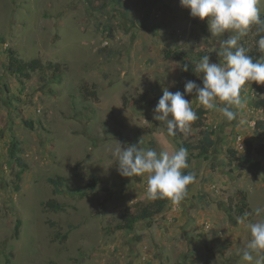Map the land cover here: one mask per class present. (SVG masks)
<instances>
[{"label":"rangeland","instance_id":"obj_1","mask_svg":"<svg viewBox=\"0 0 264 264\" xmlns=\"http://www.w3.org/2000/svg\"><path fill=\"white\" fill-rule=\"evenodd\" d=\"M259 7L263 14L264 3ZM255 27L240 40L249 52ZM229 35L211 37L207 18L191 17L179 0H109L104 11L86 0H0V264H246L240 255L251 239L246 224L264 220L254 213L264 207V125L258 123H264V106L257 104L264 101V84L246 86L242 125L208 110L215 143L209 158L187 151L183 171L195 180L180 204L169 201L133 230L117 228L124 211L150 201L148 174L120 175L117 145L141 139L159 152L201 139L193 126L187 136L170 137L154 119L163 89L183 93L190 80L164 51L187 50L194 62L209 54L219 63L214 49ZM9 48L66 70L59 81L43 82L38 73L21 78L7 69ZM86 86L97 96H88ZM185 99L200 107L195 93ZM14 137L29 164L19 180L9 154ZM229 149L250 150L261 168L231 162ZM55 176L65 179L57 195L47 182ZM95 177L91 191L87 184ZM52 197L63 210L44 207Z\"/></svg>","mask_w":264,"mask_h":264},{"label":"clouds","instance_id":"obj_2","mask_svg":"<svg viewBox=\"0 0 264 264\" xmlns=\"http://www.w3.org/2000/svg\"><path fill=\"white\" fill-rule=\"evenodd\" d=\"M180 5L190 9L193 18L205 20L211 37H222L214 50L222 62H210L209 54L194 62L195 74L202 73V86L192 80L184 85V92L163 89V95L154 108V119L162 122L167 134L174 137L177 133L187 136L192 124L199 118L186 94L195 93L200 106L206 110H216L231 123L240 119V110L247 105L243 93L253 82L264 84V56L253 60L240 40L246 36L252 26L257 33H264V19L261 18L259 5L264 0H179ZM259 52L264 53V35L257 41ZM189 65H183L188 71ZM144 141L122 147L119 143L113 151L118 160L121 176L132 178L147 175L146 195L150 201L168 199L172 204H180L188 195V186L195 180L194 175L184 173L189 167L188 152L179 147L175 150L157 152L154 148L143 147ZM256 216L264 214V207L254 209ZM249 214H245V218ZM243 222V218L238 219ZM251 239L240 253L246 264H264V220L246 224Z\"/></svg>","mask_w":264,"mask_h":264},{"label":"trees","instance_id":"obj_3","mask_svg":"<svg viewBox=\"0 0 264 264\" xmlns=\"http://www.w3.org/2000/svg\"><path fill=\"white\" fill-rule=\"evenodd\" d=\"M86 1L94 10L104 11L108 8L109 0H86ZM261 18L264 19V13L261 14ZM254 33H255L254 34L255 46L248 54L252 56L253 60L255 61L259 59L263 54L258 50L257 41L260 39L261 35H264V33L258 34L256 31V27ZM0 39L3 38L0 37ZM164 55L166 59L172 58L175 59L176 61L181 62L182 75L196 82L198 85L202 86V79H201L202 73L196 75L195 72L193 71L194 60L190 57L189 52L187 50L167 49L164 51ZM184 64L189 65L188 71H183ZM66 67H67L66 65L60 62H53V61L43 62L42 59L40 58H33L30 60H26L15 49L12 48L8 49L7 69L11 73L18 74L21 78L29 79L32 78L35 73H38L40 79L43 82H48L50 77L59 81L62 77L63 72L66 70ZM84 88L86 89L85 93H87L88 96H95V97L97 96L96 89L89 91L87 90V86ZM257 104L258 106H264V101L258 102ZM194 111L196 112L199 118L192 124V126L198 129L201 135V139L196 144H192V145L189 143H183L182 147L185 148L187 151L198 150L199 156L204 158H209V152L215 143L214 139L212 138L213 134L215 133V130L206 126V115L208 113V110L200 106L196 108ZM25 123L28 126H33V122L30 120H25ZM258 123H260L261 126L264 125V123L260 120L258 121ZM179 135H181V133H179ZM228 152L231 157V162L234 161L241 162L242 167L245 169H248L250 171H258L261 168V163L251 155L250 150L244 155H238L237 150L235 149H229ZM23 153H24V146L22 142L17 137H14L9 145V154H10V158L14 160L17 163V165L20 167L19 171H17L16 173L17 180H19L21 178V175L24 172H26L27 169L29 168V164L25 161L23 157ZM260 154L264 155V150H260ZM189 163H190V158L188 156V164ZM188 173L189 172H186L185 174ZM64 181L65 179L63 176H55V177L47 178V182L53 185L54 195L63 192ZM97 184H98V178L95 177L90 183L87 184V188L93 191L96 189ZM168 202H169L168 199H158L156 201H149L146 203H142L138 207L124 211L121 217V221L119 222L117 228L133 230L138 221L151 219L155 216H159L163 212L164 207ZM44 207L52 211H61L64 208L63 204L59 202L55 197H52L47 201H45ZM20 223L21 221H18L14 229V236L16 237L19 235ZM64 237H67V235L65 234ZM205 264H210L209 260H207Z\"/></svg>","mask_w":264,"mask_h":264}]
</instances>
